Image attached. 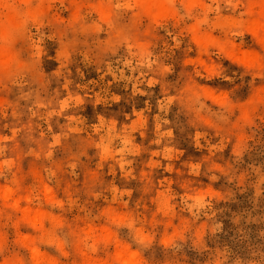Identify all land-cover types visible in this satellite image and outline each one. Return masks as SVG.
<instances>
[{"label": "rangeland", "instance_id": "1", "mask_svg": "<svg viewBox=\"0 0 264 264\" xmlns=\"http://www.w3.org/2000/svg\"><path fill=\"white\" fill-rule=\"evenodd\" d=\"M250 2L0 0V264H264Z\"/></svg>", "mask_w": 264, "mask_h": 264}, {"label": "bare ground", "instance_id": "2", "mask_svg": "<svg viewBox=\"0 0 264 264\" xmlns=\"http://www.w3.org/2000/svg\"><path fill=\"white\" fill-rule=\"evenodd\" d=\"M5 1V0H1ZM143 12L151 20L164 16L169 12V5L171 0H136ZM250 21L249 31L254 38L261 44H264V0H251L249 5ZM205 39L201 41L200 45L206 47ZM229 46H225V50H229ZM234 57V55L232 54ZM240 65L246 68H257L258 60L250 54H242L237 58ZM200 66L204 69H209L212 64L208 61L201 62ZM11 191H6L5 194H10ZM8 196V195H7ZM37 217V214L35 215ZM132 262V260H131Z\"/></svg>", "mask_w": 264, "mask_h": 264}]
</instances>
